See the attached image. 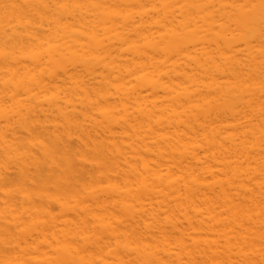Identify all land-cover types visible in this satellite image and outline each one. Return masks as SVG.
<instances>
[{
  "label": "bare ground",
  "instance_id": "bare-ground-1",
  "mask_svg": "<svg viewBox=\"0 0 264 264\" xmlns=\"http://www.w3.org/2000/svg\"><path fill=\"white\" fill-rule=\"evenodd\" d=\"M0 264H264V0H0Z\"/></svg>",
  "mask_w": 264,
  "mask_h": 264
}]
</instances>
